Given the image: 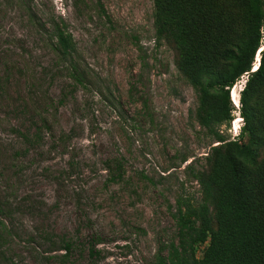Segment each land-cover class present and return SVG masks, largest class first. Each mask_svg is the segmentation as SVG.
<instances>
[{
	"label": "rangeland",
	"instance_id": "rangeland-1",
	"mask_svg": "<svg viewBox=\"0 0 264 264\" xmlns=\"http://www.w3.org/2000/svg\"><path fill=\"white\" fill-rule=\"evenodd\" d=\"M151 12V0H0V264H156L177 196L199 199L186 166L217 142ZM55 23L83 85L52 51ZM233 113L219 127L230 139Z\"/></svg>",
	"mask_w": 264,
	"mask_h": 264
},
{
	"label": "trees",
	"instance_id": "trees-1",
	"mask_svg": "<svg viewBox=\"0 0 264 264\" xmlns=\"http://www.w3.org/2000/svg\"><path fill=\"white\" fill-rule=\"evenodd\" d=\"M151 1L154 40L170 49L175 69L195 92L196 122L217 142L201 168L186 166L199 199L177 196L175 236L159 249L156 264H264V47L253 69L264 0ZM60 25H51L52 51L83 85L79 52ZM245 74L238 98L243 123L230 139L219 127L233 118L230 89Z\"/></svg>",
	"mask_w": 264,
	"mask_h": 264
},
{
	"label": "built area",
	"instance_id": "built-area-1",
	"mask_svg": "<svg viewBox=\"0 0 264 264\" xmlns=\"http://www.w3.org/2000/svg\"><path fill=\"white\" fill-rule=\"evenodd\" d=\"M246 76H247V75H245V78L243 79V82H242V84L240 85V89H241L242 86L244 85V81H245V79H246ZM240 89H239V90H240ZM239 105H240V103H239V100L237 99V102L235 103V110H233V112L237 111L238 116H239ZM233 114H234V113H233ZM232 129H234V132H233L234 134H233V136L231 137V139L236 138V135L238 134V130H237V128L235 127L234 124H233Z\"/></svg>",
	"mask_w": 264,
	"mask_h": 264
},
{
	"label": "clouds",
	"instance_id": "clouds-1",
	"mask_svg": "<svg viewBox=\"0 0 264 264\" xmlns=\"http://www.w3.org/2000/svg\"><path fill=\"white\" fill-rule=\"evenodd\" d=\"M259 53V50L257 51V53H256V56H255V62H254V65H253V67H257V65H258V59H257V54ZM246 75V74H245ZM247 77V76H246ZM245 82V81H244ZM240 91V90H239ZM238 98H239V92H238ZM239 100V99H238ZM232 103L234 104V106H235V103L232 101ZM239 117H241L240 116V114H239ZM233 118H234V116H233ZM232 118V119H233ZM235 119V118H234ZM241 121H242V118H241ZM240 129H241V126H239L238 127V134L236 135V137L239 135V132H240Z\"/></svg>",
	"mask_w": 264,
	"mask_h": 264
},
{
	"label": "bare ground",
	"instance_id": "bare-ground-1",
	"mask_svg": "<svg viewBox=\"0 0 264 264\" xmlns=\"http://www.w3.org/2000/svg\"><path fill=\"white\" fill-rule=\"evenodd\" d=\"M264 47V45H262L261 47H260V49H259V51L262 49ZM258 57H259V53L257 54V59H258ZM256 67H253V69H255ZM232 88V87H231ZM235 92V91H234ZM239 92V91H238ZM230 95H231V100L234 102V103H236L237 102V99H238V96H237V99H234V97L232 96V95H235V94H231V92H230Z\"/></svg>",
	"mask_w": 264,
	"mask_h": 264
},
{
	"label": "water",
	"instance_id": "water-1",
	"mask_svg": "<svg viewBox=\"0 0 264 264\" xmlns=\"http://www.w3.org/2000/svg\"><path fill=\"white\" fill-rule=\"evenodd\" d=\"M263 15H264V8H263Z\"/></svg>",
	"mask_w": 264,
	"mask_h": 264
}]
</instances>
